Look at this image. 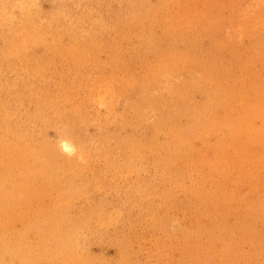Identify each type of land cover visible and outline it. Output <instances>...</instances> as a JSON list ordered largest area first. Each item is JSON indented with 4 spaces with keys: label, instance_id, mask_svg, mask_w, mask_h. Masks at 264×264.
<instances>
[{
    "label": "rangeland",
    "instance_id": "1",
    "mask_svg": "<svg viewBox=\"0 0 264 264\" xmlns=\"http://www.w3.org/2000/svg\"><path fill=\"white\" fill-rule=\"evenodd\" d=\"M70 1L60 3L61 11L70 6ZM176 1L156 0L153 9L165 17L169 24L177 26L184 21L189 7L192 8V15L203 24L201 34L187 24L172 32L173 38L163 39L165 46L173 44L181 48L180 53L192 56L191 61L182 64L184 67L179 63L174 65L178 77L166 75L155 66L153 52L144 43L141 46L134 39L131 47L126 46L123 51L116 53L120 62L127 67L118 73L111 69L110 58L103 48L100 49L98 59L100 66H105L104 69L89 76L85 68L86 73H80L78 82L71 85L69 96L71 98L74 92L96 86V82L104 77L103 82L106 80L111 83V90L105 96L108 108L98 101L87 100L76 107L77 102L71 99L70 103L64 102L59 115L56 113L58 108L48 110L43 101L36 106L29 102V98L20 99L16 90L25 86L30 92L39 91L47 86L53 75L46 72L32 76L26 66L28 63L23 62L21 69L16 70L0 58V102L7 107L9 114V117H0V122L6 131H17L30 142L32 151L23 155V164L33 168L32 162L39 168L36 184L25 196L34 207L32 216L42 219L61 207L77 227L75 231L53 234L47 247L36 245L33 249L35 257L30 264H264V138L258 137L260 142L257 148L248 149L242 156L237 148L231 150L228 156L230 161L224 170L218 164L214 165L216 170H208L210 180H202L204 191H192L194 181L189 182L193 180L189 176L180 181L175 175L176 169L162 163L154 147L155 140L170 136L171 127H191L192 120L205 127L208 123L216 126L206 136L201 133L189 136L194 151L185 153L180 161L183 172L188 174L192 168L201 167L203 152L212 155L222 145L227 149L236 146L230 140L232 119L237 120L238 125L249 121L262 126L264 117H259L251 107L256 96L259 99L264 93V85L256 83H264V5L255 14L252 10L253 6H257L255 0ZM108 3L109 0H106ZM103 5L95 4L97 9H102ZM38 6L42 18L47 19L52 17L54 9L58 7L57 0H38ZM15 11L18 13L19 5ZM156 31L157 36L162 37L160 27ZM3 34L4 30L0 28V50L8 45L7 39L1 38ZM67 36H63L66 41ZM35 50L44 53L40 45ZM24 57L29 58L28 54ZM41 59L42 56L36 54L34 62ZM212 64L222 65L221 74L217 73L214 79L219 81L217 90L209 88L214 81L204 72L212 70ZM72 65L59 63L58 68L62 71L67 69L66 76L69 77V70H75ZM166 66L169 65L163 63L162 70ZM88 70L96 71L92 68ZM229 83L234 85L229 86ZM236 86L241 91L233 94L235 104L226 106L224 101L227 91ZM260 87L262 89L258 90ZM55 92H58L56 87L48 89V95ZM65 95V92L62 95L58 93V98ZM263 101L260 99L256 103L263 106ZM46 106L50 108L49 103ZM197 109L205 114L194 116L193 111ZM212 111L217 115L209 117ZM64 129L71 133L70 139L76 145H84V155L96 162L94 167H89L93 163L89 161L85 167L74 168L62 156L57 158L59 154L55 158L49 155L48 148L54 149L64 138L61 135ZM15 139H9L5 144ZM132 139H139L137 143L144 145V168L139 167L138 158L125 162L129 156L128 143ZM92 144L102 145L98 153L101 160L91 154ZM109 148L115 150L120 161L117 171L120 172L112 173L101 183L95 180V174L99 173L103 178L109 173L106 163V159H109L107 154L111 153ZM77 167L86 169L76 174ZM47 171L57 175L59 182L63 180L71 183L72 188L69 191L62 186L46 188L42 178ZM122 171L129 175L125 180L119 178ZM193 177L197 178V175L194 173ZM186 179L188 182L183 185ZM219 180H224L226 190L217 189ZM18 181L24 182L22 179ZM198 194L203 195V198L197 197ZM248 194H253L251 198L262 203L252 210L248 222L250 226L240 224L237 215L224 217L230 209L235 212L243 210L239 202ZM93 209L104 215L96 213V218L85 221L86 215ZM196 209L202 210V222L215 226L213 231L206 232L199 226H183V222L188 221L184 219L187 217L184 214L190 211L195 214ZM192 212L188 214L192 215ZM116 213L121 218L116 220L115 216L110 223V217ZM25 217L29 216L22 215L24 220ZM102 217L108 218L107 224L101 222ZM172 217L181 220L182 226L175 223L174 227L164 229L155 223L156 220L165 222ZM214 217L224 219L223 225L212 221ZM231 221L232 225L228 226ZM244 230L250 233L249 240L243 235ZM253 230L257 231L258 237L254 236ZM47 251L53 254L44 255Z\"/></svg>",
    "mask_w": 264,
    "mask_h": 264
},
{
    "label": "bare ground",
    "instance_id": "2",
    "mask_svg": "<svg viewBox=\"0 0 264 264\" xmlns=\"http://www.w3.org/2000/svg\"><path fill=\"white\" fill-rule=\"evenodd\" d=\"M63 1L64 0H57L58 7L54 9L52 17L47 19L42 18L41 16L42 13L40 7L38 6V0H0V28L4 30V34L1 38H5L8 41L7 47L0 50V58L7 62L9 67L16 70L21 69L23 62L28 63L26 66L32 76H38L46 72H51L53 75V77H50L47 86L39 91L30 92L27 87L22 86L16 90V93L19 95L20 99L23 97L29 98V102L33 105L38 106L39 102L43 101V105L48 110H53L54 107L58 108L59 110L56 113L59 115L62 112L64 102L70 103L71 99L77 102L76 107L81 104L83 100H87L89 102L98 101L107 108L109 107L106 105L105 96L111 90V83L106 80L103 82L104 77H102L99 82H96V86L88 87L80 92H74V95L71 98L69 96V89L72 87L71 85L78 82L80 73L85 74L87 71V74L91 76L104 69L105 66H100V61L98 59V52L100 49L103 48L108 59L110 58V64L112 65L109 66L111 69L119 73L127 67L125 66V63L120 62L116 53L123 51L126 46L131 47L134 39H136L141 46L144 43L150 52H153L152 55L155 59V66H158L162 73L164 71V74L166 75L173 74L178 77V71L174 68V65L178 63L182 65L186 61H191L192 56L180 53L181 48L178 49V47L173 44L169 43L165 46L163 44V39L171 37L172 32L180 30L184 25L187 26V24L192 26L193 29L195 28L198 31V34H201L203 31V24L199 23L200 21L194 17L195 15H192L191 7L188 9V14L184 16V21L179 22V24L175 26L174 24H169L165 17H162L159 15V12H156V10L153 9V5L156 0H109L108 5L106 4V0H71L70 6L63 8L61 11V7L59 5ZM177 1L180 2L182 0ZM255 1L257 2V6L255 5L256 8L253 6L252 10L256 14V12L262 10L261 6L264 5V0ZM97 3L104 4L102 9L96 8L95 4ZM18 5L19 11L16 13L15 9ZM236 8L238 9V7ZM156 26L160 27L162 37L157 36L156 29L158 27L156 28ZM214 28H216V26ZM216 31L218 32V28H216ZM242 33H244V31ZM64 35H68L67 41L65 40V37V39L63 38ZM174 44L177 45L175 42ZM38 45L43 47L44 53L36 52L35 48ZM178 46H180V44H178ZM25 54H28L29 58L24 57ZM36 54L42 56L40 61H36L37 63L34 62ZM56 58H59V61H56ZM58 62L62 64L73 63L75 70H69L71 75L67 77V69H64L65 73L60 70L58 68ZM163 63H166L169 66H166L162 70L161 65H163ZM189 64L190 62L186 63V65ZM212 65V70L207 69L204 72L209 74V77L214 81L217 73L221 74L222 65ZM182 67H184V65H182ZM90 68L96 71L88 70ZM256 83L257 85L259 83L264 85L261 81H256ZM218 85L219 81H214L212 85H209V88L217 90ZM228 85L230 86L234 84L229 83ZM159 86H161V84ZM50 87H56L58 92H55L53 95H48V89ZM261 89L262 87L258 90ZM240 91L241 89L237 86L230 87L224 101L226 106L235 104L233 94ZM63 92H65L66 95L58 98V93H61L62 95ZM260 99L264 100V93L259 99L256 96L254 105L251 109L256 111L259 117H264V101L263 106L256 103ZM46 103L50 104V108L46 106ZM193 112L195 114L194 116L205 114L204 111H199L198 109ZM1 113H7V107L0 102V114ZM211 115H209V117L216 116L217 114L215 111H212ZM0 117H9V114H2ZM230 119L231 118L228 120ZM261 121L262 126L259 127L257 125H253L249 121H245L244 123H241V125H238V121L232 119L230 122L232 123L230 125V127H232V138H230V140L235 142L236 146L234 148L227 149L224 145H222L215 152H213L212 155H208V153L203 152L201 155L202 162L200 161L201 167L198 169L192 168L188 174L183 172L180 161L185 153L191 154L194 151L192 150L193 147L189 136L192 133H201L206 136V134L210 130H213L216 126L208 123L205 127L204 124L198 125L197 121L192 120V124L190 125L191 127H171L172 130L170 131V136L168 138H164L162 140L154 139V147L157 150V154L161 158V162H164L165 164L167 163L176 169L175 175L178 176L180 181H182L186 176H189L188 178L193 179L189 182L194 181L193 189L191 190L204 191L205 187L203 185V181L207 182L210 180L208 170H216L214 166L215 164H218V166L224 170L230 161L228 156L231 150L237 148L238 153L242 156L246 154L248 149L257 148V145L260 142L257 138H264V119ZM0 128L2 135L0 138V144H2L0 149V264H16L19 262L30 264L32 259L35 257L33 249L36 245H39V247L42 248L47 247L51 243L53 234L75 231L77 227L75 222H72L71 218L66 215V210L61 207L55 210L52 215L43 216L42 219L33 218L31 212L34 211V207L28 203L25 196L35 186L36 174L39 168L32 162L31 164L33 168L27 167L23 164L24 161H22L23 155H27L32 151V145L21 133L14 130L6 131L5 127H3V123L1 122ZM64 131L65 132H61V135L64 138L61 139L58 146H55L54 149L48 148L49 155L55 158L59 154L57 158L62 156L64 161L67 160L69 165L74 168H76V166L85 167V164L89 161H93L89 167H94L96 162L92 158L84 155V145H76L74 141L70 139L71 133L66 129H64ZM12 138H16L15 141L6 145L5 141ZM138 140L139 139H132V141L128 143L129 156L125 162H127L128 159L129 162H131L138 158L137 162L140 163L139 167L142 166V168H144L146 166V155L143 154L142 150L144 145L137 143ZM101 148L102 145L92 144L90 149L91 154L99 160H101V158L98 153ZM109 149L111 153L107 154L109 159H106V163L109 165V173L103 178H101L99 173L95 174V180H98L101 183H104L103 181H105L112 173L120 172L117 171L118 168L120 169V166H118L120 161L114 153L115 150L111 148ZM216 157L218 159H215ZM262 159H264V154ZM133 165L135 167L137 166L136 164ZM77 169L78 171L76 174H81V172L86 168L77 167ZM194 173L197 175V178L193 177ZM139 175L140 174L136 176V179H138ZM128 177L129 175L127 172L122 171L119 178L125 180ZM20 179L24 180V182L20 183L18 181ZM187 179L183 182V185L188 182ZM42 181L44 182V186L46 188H49L50 186H62L67 191L72 188L71 183L63 180L59 182L57 175H53L48 171L43 176ZM217 189L226 190L224 180H219L217 182ZM252 195L253 194H248L240 200L239 206L244 208L243 210L241 209L243 213H241V210L235 212L234 209H230L226 212V214H224V217H228V215H237L240 224L250 226L248 222H250L252 210L255 207L258 208V203L262 204L257 200L254 201L251 198ZM197 197L203 198V195L198 194ZM209 200H211V198ZM196 211L197 212L195 214L192 211L184 214L187 216L184 219L188 221H184L183 226L186 228H195L196 226H199L206 232L213 231L215 226L212 227L206 225L200 220L202 210L196 209ZM191 212L192 215L188 214ZM96 213L97 209H93L86 215L85 221L96 218ZM118 213L110 217V223L114 220L115 216L116 220L121 218V215ZM26 214L29 217H25L24 220L22 215ZM97 215L104 214L98 211ZM175 220L176 222H174ZM214 220L223 225L224 219L214 217L212 221ZM101 222L107 224L108 218L102 217ZM155 223H158V225L164 229L174 227L175 223H179L182 226L181 220L174 217L169 220H165V222L159 219L156 220ZM231 225L232 221L228 226ZM243 233V235L249 240L250 233L247 234L246 230H244ZM253 233L255 237H258L257 231L253 230ZM236 252H238V249ZM52 254L53 253L51 251L44 253V255Z\"/></svg>",
    "mask_w": 264,
    "mask_h": 264
}]
</instances>
